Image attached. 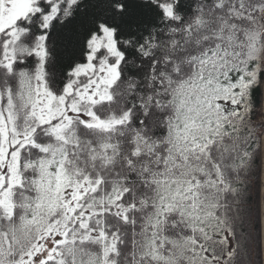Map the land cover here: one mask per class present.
I'll return each instance as SVG.
<instances>
[{
	"label": "snow or ice",
	"instance_id": "snow-or-ice-1",
	"mask_svg": "<svg viewBox=\"0 0 264 264\" xmlns=\"http://www.w3.org/2000/svg\"><path fill=\"white\" fill-rule=\"evenodd\" d=\"M0 264H264V0H0Z\"/></svg>",
	"mask_w": 264,
	"mask_h": 264
}]
</instances>
